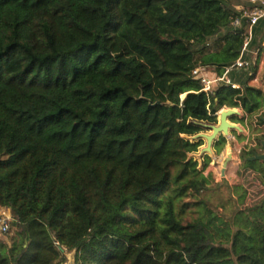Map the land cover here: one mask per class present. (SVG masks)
Here are the masks:
<instances>
[{
	"label": "trees",
	"instance_id": "1",
	"mask_svg": "<svg viewBox=\"0 0 264 264\" xmlns=\"http://www.w3.org/2000/svg\"><path fill=\"white\" fill-rule=\"evenodd\" d=\"M248 4L0 0V206L15 233L0 236V264H264V197L241 209L190 158L204 144L194 122L264 110L258 61L228 72L239 89L207 94L193 75L236 64ZM263 42L264 19L244 58ZM256 140L241 160L264 180Z\"/></svg>",
	"mask_w": 264,
	"mask_h": 264
},
{
	"label": "rangeland",
	"instance_id": "2",
	"mask_svg": "<svg viewBox=\"0 0 264 264\" xmlns=\"http://www.w3.org/2000/svg\"><path fill=\"white\" fill-rule=\"evenodd\" d=\"M224 109H227V107H225ZM236 109L240 111L241 113L245 114V112L241 108H236ZM261 115H264V110H262L258 115H255L250 120L247 119V115L245 114L244 118L246 119H244L243 123H241L245 127V128L243 127L245 129V133H242V134L234 133L233 134L232 138H235L236 141H235L234 146H232L231 144L232 146L230 147L231 149L227 148V140H226L223 151L220 152V148L217 145L216 146L217 150L215 151L216 155L213 157L207 156L201 162L197 160L196 155L200 153V150L202 149L204 144L199 148V151L197 153L190 155V158H194L196 161H198L200 169L205 168L204 173L206 175H209L211 173L212 175H214V182L212 184L210 183L208 187L215 188L219 184L223 183V180H226L229 183V185L231 186L232 195L237 200L238 205L241 209H247V208H250L256 205L264 197V184H262V180H259V179L256 180L254 179V176H251L246 179L244 177V173L243 174L238 173L237 171V169L239 170L240 163L243 164L241 160V152L244 149H248V145L252 147L258 146L256 142L257 137H264V125H259L258 123L259 116ZM235 118H238V117H235ZM234 120L237 121V119H234ZM246 130H247V133H246ZM247 141L249 142L246 145ZM257 149H258L257 151L258 154L263 153V150L261 147L260 148L257 147ZM229 153L233 154V158L230 164H232L233 162H235L236 164L235 166H233L234 168L231 170V175H229V178H227L226 176L225 178H223L222 173L220 175L219 173L221 169H223V164L227 158V155H229ZM236 177L238 179H236ZM247 182H252V183L248 185L245 184L246 186H244L243 183H247ZM246 190L248 191L246 192V194L248 193V198L246 199L247 201H245V204H244L243 199L244 197H246L245 196ZM222 191L225 192V187H223ZM0 210L2 212L7 213L9 216H12L10 209H8L7 207L0 206ZM14 234H15L14 230L11 229L10 232L7 233L6 235L0 233V236L1 237L9 236V238L12 239L14 237ZM73 262H74V253H70L68 254V262L65 264H73Z\"/></svg>",
	"mask_w": 264,
	"mask_h": 264
},
{
	"label": "built area",
	"instance_id": "3",
	"mask_svg": "<svg viewBox=\"0 0 264 264\" xmlns=\"http://www.w3.org/2000/svg\"><path fill=\"white\" fill-rule=\"evenodd\" d=\"M236 10L240 14L238 17H236L233 20L232 26L233 27H240L243 21H246L248 24V31L247 36L243 48V52L241 57L238 59L235 65H233L231 68L227 69L224 75L219 76L215 74L214 76H211V72L213 71L210 68H200L196 69L193 72V75L196 79L200 80L203 85V91L207 94L213 93V91L220 85L225 84L228 86H231L234 89H239L240 86L237 84H234L230 81L228 78V72L235 68L238 70L241 69H248L251 67L252 64L255 63L257 60V52H254V58L252 61L246 60L244 58V55L249 52V47L253 39V28L257 23L264 19V0H249L248 5H240L236 7ZM264 47V42H263ZM220 112L216 113V116ZM13 217L9 216L7 213L2 212L0 210V233L7 234L12 229Z\"/></svg>",
	"mask_w": 264,
	"mask_h": 264
},
{
	"label": "water",
	"instance_id": "4",
	"mask_svg": "<svg viewBox=\"0 0 264 264\" xmlns=\"http://www.w3.org/2000/svg\"><path fill=\"white\" fill-rule=\"evenodd\" d=\"M244 118V115L238 111L236 108H227L220 111L217 115V122L209 123V122H194L200 129L201 132L190 137L189 139L193 142H204V146L200 150V153L196 155L198 161H202L205 157H213L216 155L215 151L216 146L222 140H228L232 138L234 133L242 134L245 133V129L240 124H236L232 122V119ZM264 120V118H263ZM263 153L255 154L253 157H250V161H264V143L262 146ZM233 158V154H229L223 164L222 177L225 178L226 171L228 169L229 164Z\"/></svg>",
	"mask_w": 264,
	"mask_h": 264
},
{
	"label": "crops",
	"instance_id": "5",
	"mask_svg": "<svg viewBox=\"0 0 264 264\" xmlns=\"http://www.w3.org/2000/svg\"><path fill=\"white\" fill-rule=\"evenodd\" d=\"M257 61H258V63H257ZM256 63H257V70H256V72L254 74V77L250 80L249 85L252 86V87H255L257 89H261L264 92V47H263V52L261 54L260 59L256 60L255 63L252 64V65H255ZM215 74H216L215 72H213V71L211 72V76H214ZM243 115L245 116V114H243ZM240 119H243V118H240ZM232 122L235 123L234 121H232ZM236 124H241V123L239 122V123H236ZM246 133H247V130H246ZM234 137H235V135H234ZM235 141H236L235 138L228 139L227 140V148H230V147L234 146ZM248 142L249 141H247L246 145L248 144ZM231 144H232V146H231ZM227 157H228V155H227ZM235 164H236L235 162H233L232 164H229L228 169H227V173H226V177L227 178H229V175H231V170L234 168L233 166H235ZM222 170L223 169H221L219 175L222 173ZM237 171H238V173H242V174L244 173V177L246 179L251 177V176H254V179L262 180V182L264 183V180H263L262 176L259 173L255 172V171H253L251 169L244 168L243 164H241V163H240V166H239V170L237 169ZM202 177L205 179L206 184L208 186H209L210 183L212 184L214 182V175H212V173L209 174V175H206L204 173V171H203L202 172ZM236 179H238V178L236 177ZM250 183H252V182H247V183H243V184H244V186H246L245 184L248 185ZM246 192H248V191L247 190L245 191V196L246 197H244V199H243L244 204H245V201H247L246 199L248 198V193L246 194Z\"/></svg>",
	"mask_w": 264,
	"mask_h": 264
},
{
	"label": "flooded vegetation",
	"instance_id": "6",
	"mask_svg": "<svg viewBox=\"0 0 264 264\" xmlns=\"http://www.w3.org/2000/svg\"><path fill=\"white\" fill-rule=\"evenodd\" d=\"M248 148H253L252 146L248 145ZM263 150V149H262Z\"/></svg>",
	"mask_w": 264,
	"mask_h": 264
},
{
	"label": "clouds",
	"instance_id": "7",
	"mask_svg": "<svg viewBox=\"0 0 264 264\" xmlns=\"http://www.w3.org/2000/svg\"><path fill=\"white\" fill-rule=\"evenodd\" d=\"M220 112V111H219Z\"/></svg>",
	"mask_w": 264,
	"mask_h": 264
}]
</instances>
